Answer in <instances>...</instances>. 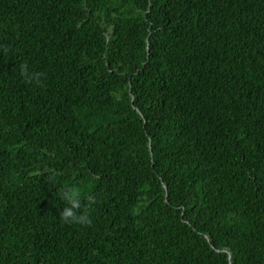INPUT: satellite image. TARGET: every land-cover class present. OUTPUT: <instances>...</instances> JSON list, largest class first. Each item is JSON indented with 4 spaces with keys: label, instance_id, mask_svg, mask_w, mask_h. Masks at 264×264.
Returning a JSON list of instances; mask_svg holds the SVG:
<instances>
[{
    "label": "trees",
    "instance_id": "obj_1",
    "mask_svg": "<svg viewBox=\"0 0 264 264\" xmlns=\"http://www.w3.org/2000/svg\"><path fill=\"white\" fill-rule=\"evenodd\" d=\"M0 46V264H264V0H0Z\"/></svg>",
    "mask_w": 264,
    "mask_h": 264
},
{
    "label": "clouds",
    "instance_id": "obj_2",
    "mask_svg": "<svg viewBox=\"0 0 264 264\" xmlns=\"http://www.w3.org/2000/svg\"><path fill=\"white\" fill-rule=\"evenodd\" d=\"M0 49H2L5 54L9 52V49L5 46H0ZM19 72L26 83H36L37 85L40 83V75L42 74L30 72L26 62L19 65ZM55 178L56 173L53 172L49 179L55 181ZM58 195L59 198L65 202V206L59 211V218L62 223L91 226L92 220L90 218V210L91 206L96 203L92 195H86V205L82 204V197L85 196V191L78 185L66 186L63 190L58 192Z\"/></svg>",
    "mask_w": 264,
    "mask_h": 264
},
{
    "label": "bare ground",
    "instance_id": "obj_3",
    "mask_svg": "<svg viewBox=\"0 0 264 264\" xmlns=\"http://www.w3.org/2000/svg\"><path fill=\"white\" fill-rule=\"evenodd\" d=\"M174 73V72H173ZM83 154V153H82Z\"/></svg>",
    "mask_w": 264,
    "mask_h": 264
}]
</instances>
